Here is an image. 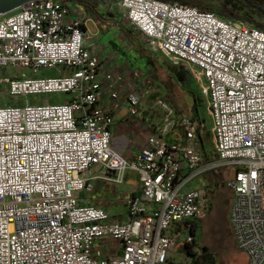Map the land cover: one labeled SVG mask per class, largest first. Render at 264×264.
I'll return each mask as SVG.
<instances>
[{
	"label": "built area",
	"instance_id": "built-area-1",
	"mask_svg": "<svg viewBox=\"0 0 264 264\" xmlns=\"http://www.w3.org/2000/svg\"><path fill=\"white\" fill-rule=\"evenodd\" d=\"M117 5L154 51L201 82L218 160L203 162L185 114V139L166 138L176 111L160 97L167 123L152 126L132 159L113 149L116 106L101 96L124 97L129 114L143 118L145 97L159 88L146 70L128 76L106 66L94 51L99 29L78 0H30L2 13L0 67L18 71L0 78L10 95L67 98L0 106V264L176 263L175 249L199 236L191 221L208 209L204 176L230 166L233 238L248 264H264V30L163 0ZM96 167L114 185L137 172L141 190L126 197V217L83 201Z\"/></svg>",
	"mask_w": 264,
	"mask_h": 264
},
{
	"label": "crops",
	"instance_id": "crops-1",
	"mask_svg": "<svg viewBox=\"0 0 264 264\" xmlns=\"http://www.w3.org/2000/svg\"><path fill=\"white\" fill-rule=\"evenodd\" d=\"M118 1L100 0L102 5L101 19L96 20L95 17L89 15L91 19L89 21V28L92 30L99 29L95 35L98 46L94 48V51L101 55L108 68L114 71H125L128 76H130L132 69L136 67L131 58L133 52H138L142 58L148 61L146 72L154 80V87L158 86L161 93L164 94L167 89L157 80L156 74L166 71L172 77L166 64V61L169 59L164 54L154 51L143 34L135 31L132 27H128L119 20V16L115 12V5ZM159 56L163 57L165 63L160 61ZM129 89H132V87ZM168 94L167 92L166 95ZM145 99L142 105L143 118L134 117L129 114L128 103L124 97L115 104L109 93L105 92L100 99V103L104 106H116L114 110L116 120L112 130V147L128 159L134 158L141 150L152 126L156 127L160 124L159 120L155 117L152 107L144 105ZM193 121L195 123V120ZM199 122L200 124L195 123L198 128V147L202 153L210 154L211 151L208 148L206 138L209 127L205 124V121ZM210 129L212 130V126ZM184 139L185 132L183 136L174 141ZM213 139L212 131V141ZM102 171L100 167H96L87 173L89 178L88 183L93 186V190L83 194V201L102 206L114 216L126 217V197L132 192L139 193L141 190V181L137 172L127 169L123 182L114 185L101 177Z\"/></svg>",
	"mask_w": 264,
	"mask_h": 264
},
{
	"label": "rangeland",
	"instance_id": "rangeland-1",
	"mask_svg": "<svg viewBox=\"0 0 264 264\" xmlns=\"http://www.w3.org/2000/svg\"><path fill=\"white\" fill-rule=\"evenodd\" d=\"M214 3L218 5L220 0H214ZM115 12L122 23L130 28L132 27L128 24L126 17L123 14V10L117 4L115 5ZM95 19L98 20L96 17ZM131 58L137 68L144 71L148 69V61L142 58L138 52H133ZM159 59L162 63H165L162 56H159ZM166 64L172 77H170L166 71H162L163 73L160 72L159 74H156V78L161 82L162 86L167 89V91L163 94L158 89L153 90L152 94L145 99L144 105L152 107L155 117L159 120L160 124L167 123V113L163 106L156 104L157 98H162L172 107L176 106L180 108V113L175 112V125L172 128L170 127L171 129L166 132V138L170 141L177 140L180 136H183L185 132L180 117L183 114H186L190 119L195 120L196 124H200L199 121H205V124L209 127V132L206 133L207 145L210 151L214 153L212 130L210 129L212 121L207 110V100L201 93V82L194 77L193 73L190 71L189 65L182 64L180 66H174L169 60L166 61ZM17 74L18 71L13 68L0 67V78ZM40 74H55V72L42 70L40 71ZM167 92L169 93L168 95H166ZM48 97H51L54 102L66 99V95L62 93L29 95L16 98L10 95L7 84L0 81V106L25 103L27 101L43 103ZM233 172L234 167L232 166L215 167L211 172L204 176V180L207 184L211 180L220 181L221 184L211 193H209L206 188L208 209L203 217L200 218L199 231L200 244L216 254L218 259L217 264H248L247 256L244 252L238 249L230 225L227 222L232 199V191L227 187V182ZM173 257L176 262L181 264H193V259L187 257V254L182 249V244L175 249Z\"/></svg>",
	"mask_w": 264,
	"mask_h": 264
},
{
	"label": "trees",
	"instance_id": "trees-1",
	"mask_svg": "<svg viewBox=\"0 0 264 264\" xmlns=\"http://www.w3.org/2000/svg\"><path fill=\"white\" fill-rule=\"evenodd\" d=\"M86 9L90 16L101 19V12L99 9L100 0H78ZM170 3H180L184 5L195 6L202 11H212L221 17L229 20H239L254 25L264 30V10L260 8V0H220L217 5L214 0H163ZM254 4V5H253ZM250 5L252 7H250ZM259 7V8H256ZM176 113H180V108L174 106ZM218 160V155L214 152L210 154L203 153V162L210 163ZM221 185L220 181L211 180L207 185L209 193L215 191L214 189ZM232 201V199H231ZM227 222L230 225L229 217ZM200 219L192 220L193 233L200 229ZM231 228V226H230ZM197 246L198 250L194 247ZM183 250L187 253V257L193 259V264H217L218 259L216 254L210 249L204 247L199 242V236L195 239L193 244L186 243ZM172 264H181L179 262Z\"/></svg>",
	"mask_w": 264,
	"mask_h": 264
},
{
	"label": "water",
	"instance_id": "water-1",
	"mask_svg": "<svg viewBox=\"0 0 264 264\" xmlns=\"http://www.w3.org/2000/svg\"><path fill=\"white\" fill-rule=\"evenodd\" d=\"M28 1L30 0H0V14L12 11L24 5Z\"/></svg>",
	"mask_w": 264,
	"mask_h": 264
},
{
	"label": "flooded vegetation",
	"instance_id": "flooded-vegetation-1",
	"mask_svg": "<svg viewBox=\"0 0 264 264\" xmlns=\"http://www.w3.org/2000/svg\"><path fill=\"white\" fill-rule=\"evenodd\" d=\"M258 3H260V5H261L260 8H262L264 10V0H260ZM250 7H252V6L250 5Z\"/></svg>",
	"mask_w": 264,
	"mask_h": 264
}]
</instances>
